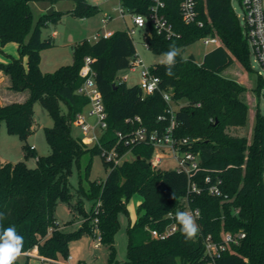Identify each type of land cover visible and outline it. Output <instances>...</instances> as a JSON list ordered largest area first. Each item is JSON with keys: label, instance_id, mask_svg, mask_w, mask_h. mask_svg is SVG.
Returning a JSON list of instances; mask_svg holds the SVG:
<instances>
[{"label": "trees", "instance_id": "obj_1", "mask_svg": "<svg viewBox=\"0 0 264 264\" xmlns=\"http://www.w3.org/2000/svg\"><path fill=\"white\" fill-rule=\"evenodd\" d=\"M35 1L0 0V48L12 42L19 55L7 64L0 63V72L8 78L9 90L27 93L21 102L0 104V123H5L10 135L25 140L34 124L33 105L39 102L53 120L51 128H44L50 153L34 157V168L27 167L24 161L0 162V213L4 215L0 233L14 226L23 237L21 254H30L36 248V255L42 261L66 258L71 241L83 234L94 237L92 220L98 201L100 245L108 246L109 264H264V92L261 94L263 113L257 106L248 145L246 137L227 132L228 128L245 127L248 104L245 88L223 72L234 61L251 70L249 46L230 0H196L202 28L183 23L178 0H165L163 15L176 35L166 39L150 27L144 41L155 55H162L170 46L179 48L180 54L172 75L167 74L163 63L150 67V73L159 79V90L146 98L141 97L138 86L116 82V74L127 68L136 52L126 31L95 42L87 39L77 42L71 64L53 73H43L39 68V51L53 46V38H43L40 26L47 21L56 23L60 14H44L32 29L30 4ZM119 1L123 8L143 16L148 15L151 5V0ZM96 11L97 7L88 0H73L72 10L65 14L85 18ZM206 36L217 37L220 45L207 52L200 64L192 56L182 57L186 46ZM85 58L92 60L93 79L106 114L107 128L101 145H114L115 133L131 130L134 125L126 119L135 116L140 117L142 126L149 131L164 129L167 123L158 121L157 117L166 109L161 93L167 92L175 108L176 137L196 140L190 147H184L199 155V170L192 178L175 169L153 170L149 160L154 149L142 143L129 149L119 148L121 154L129 151L132 160H123L115 167L104 162L109 167L108 174L102 182H90L88 194L82 189L71 192L68 179L73 165L84 154H100L96 146L88 148L71 135L76 116L88 107L87 98L77 92L84 81L81 71ZM263 84L258 76L255 88L258 96ZM23 150L24 158L33 156L30 147ZM206 177L209 183H204ZM217 180L221 196L207 190ZM188 182H194L200 193L188 194ZM134 196L140 198V204L136 221L127 225V260L118 262L114 249L118 216L127 213ZM186 196L189 207L199 211L198 231L193 238L183 234L175 218ZM82 197L93 201L88 215ZM59 204L82 215L78 230L67 232L56 223ZM168 214L174 216L176 232L164 239L152 238L148 229L162 232L171 223ZM225 233L244 234V237L228 245L218 258L209 259L205 254V239L222 242ZM25 264H29L28 260Z\"/></svg>", "mask_w": 264, "mask_h": 264}, {"label": "rangeland", "instance_id": "obj_2", "mask_svg": "<svg viewBox=\"0 0 264 264\" xmlns=\"http://www.w3.org/2000/svg\"><path fill=\"white\" fill-rule=\"evenodd\" d=\"M92 5L97 7L96 13L89 17H77L73 15L65 16L67 12L73 8L71 0H37L30 4L32 13V29L35 27L38 19L46 14L49 10L60 14V19L56 23L47 21L40 26L42 37L47 35L53 36V46L44 48L39 51V68L43 73H53L59 67L69 65L72 62V51L74 45L87 39L93 42L95 35L102 36L105 32H121L126 31L127 27L131 26V21L128 14L125 12L124 17L120 15L119 0H90ZM231 7L234 13L238 16L240 26L242 27L243 11L239 6L238 0H230ZM264 3V0H263ZM65 14V15H64ZM103 20H108L104 22ZM143 32L136 29L133 36V43L136 54L142 61L145 67H152L154 64L162 63V55H155L144 46L142 39ZM215 45H204L202 40H197L186 46L181 55L183 58L192 56L196 64L202 62L203 56L211 51ZM16 45L12 42L6 43L0 48V63L7 64L11 59H18ZM23 62L26 58L23 57ZM249 64L251 70L248 71L242 67L237 61L227 68L223 75L236 80L245 88V101L248 104V117L245 127L228 128L227 132L232 136H244L247 139L248 145L251 143L253 130V114L258 106V109L263 113V99L261 94L257 95L255 90L258 76L264 81V68L259 65L255 54L249 48ZM141 68H136L133 72L129 68L123 69L116 74V81L119 78L127 76V86H138L140 82ZM3 75V74H2ZM7 79V78H6ZM4 83L0 82L1 92L7 85V80ZM65 111V108L63 107ZM33 120L34 124L32 131L27 135L25 140H21L15 135H10L7 132L4 122L0 123V162L1 163H17L24 161L27 167H35V158L45 157L49 155L50 149L47 145L44 136V128H51L53 120L48 113L43 109L39 102L33 105ZM88 122H93L89 119ZM98 133V132H97ZM71 135L74 138L80 139L85 146L93 148L94 142L91 134L81 132L74 124L71 127ZM196 141V140H194ZM23 147H34L33 156L24 158ZM133 159L131 153L126 157V161ZM176 164L171 159V153L165 149L162 163L159 165L161 170H174ZM88 167V168H87ZM109 171V167L105 165L100 154H84L78 164H74L71 174L68 179L69 187L72 193L82 189L87 192L90 182H102L105 180ZM88 194V192L86 193ZM84 202V212L88 215L92 209L93 201L82 197ZM140 198L134 196L127 206V213H120L118 216L119 226L115 234V260L125 262L127 260V225L136 221L137 203ZM56 223L59 226H65V231H76L81 227L83 220L82 215L76 212L69 213L64 204H59L55 211ZM96 238L86 234L81 235L77 239L71 241L68 245L66 258L59 256L56 261H42L36 255V248L30 254H20L13 263L25 264L28 260L29 264H109V249L108 246L100 245L96 247ZM211 264V263H205Z\"/></svg>", "mask_w": 264, "mask_h": 264}, {"label": "built area", "instance_id": "obj_3", "mask_svg": "<svg viewBox=\"0 0 264 264\" xmlns=\"http://www.w3.org/2000/svg\"><path fill=\"white\" fill-rule=\"evenodd\" d=\"M90 1V0H88ZM239 6L243 11L242 15V29L246 37L249 48L255 54V57L259 65L264 68V3L263 0H238ZM179 12L181 19L186 25H195L202 28L203 21L199 19V13L197 10L196 0H178ZM165 8V0H151L149 12L147 16L135 14L120 6L119 12L122 17L126 12L131 21V26L127 27L126 34L133 40L136 29H140L144 46L147 45L144 41L145 34L149 33L150 27L155 30L158 35L163 36L166 39L173 38L176 33L173 30L172 25L167 21L163 15ZM238 18V16L236 15ZM104 22L108 20H103ZM112 32H105L102 36L95 35L93 42L100 38H109ZM204 45H220V41L217 37L206 36L201 38ZM92 60L90 58L84 59V66L81 71V76L84 77V81L81 87L77 90L79 94L87 98L88 107L87 110L78 114L73 124L85 134H91L93 137L94 145L100 150V155L103 161L110 167L119 165L125 157L130 153L121 154L120 147L133 148L138 144H148L154 149L152 157L149 160V165L153 170L159 169V165L162 163L165 149L171 153V159L175 161V170L177 172L184 173L188 179L192 178L194 174L199 170V155L190 150H184V147H190L194 140L187 138H178L175 135V129L177 122L174 118L175 108L171 98V95L167 92L161 93L163 101L166 104V109L163 114L157 117L160 122H166L167 126L164 129H156L153 131L147 130L142 126V122L139 116L126 119V122L134 125V127L126 132L117 131L115 133V144L111 147L101 145V137L105 132L106 114L102 103L101 94L98 91L93 79V72L91 70ZM140 67V82L139 89L141 97L146 98L152 96L159 90V79L150 73V67H145L142 64L139 56L135 54L129 60L127 68L130 71H134ZM127 76L119 78L116 82L118 84L125 83ZM93 119V122H88L89 119ZM98 132V133H97ZM31 150L34 147H30ZM209 177L204 179V183H209ZM220 181L217 180L214 184L208 186L207 190L214 196H221L219 188ZM187 193H200V188L194 182H188ZM99 205L97 201L95 205V216L92 220V227L94 228V238H96L97 245L100 244L101 237L98 231V214ZM180 211L189 212L195 222L199 217V211L197 209H191L188 204L187 196L182 202ZM168 220L171 221L162 232L148 229L150 235L154 239H164L174 234L177 230L176 224L173 222L174 216L168 214ZM244 237V234H238L233 236L229 233H225L222 236V242L215 243L210 237H207L204 241L205 254L213 260L218 258L222 252L226 250V247L230 244H236L240 239Z\"/></svg>", "mask_w": 264, "mask_h": 264}, {"label": "clouds", "instance_id": "obj_4", "mask_svg": "<svg viewBox=\"0 0 264 264\" xmlns=\"http://www.w3.org/2000/svg\"><path fill=\"white\" fill-rule=\"evenodd\" d=\"M180 54V49L170 46L167 52L162 53V63L166 67L168 75H172V68L176 64V57ZM175 218L181 225V230L187 238L195 237L198 227L193 216L186 211H177ZM4 219V215L0 213V220ZM23 245V237L17 234L16 228L10 226L3 229L0 233V264H13L17 257L21 254Z\"/></svg>", "mask_w": 264, "mask_h": 264}, {"label": "crops", "instance_id": "obj_5", "mask_svg": "<svg viewBox=\"0 0 264 264\" xmlns=\"http://www.w3.org/2000/svg\"><path fill=\"white\" fill-rule=\"evenodd\" d=\"M57 1H59V0H52L53 3L54 2H57ZM71 1L73 3V0H71ZM65 16H67V15H65ZM47 36H50V37L53 38V36H51V35H47ZM53 40H54V38H53ZM16 48H17V46H16ZM6 78L7 77L4 76V75H2V73L0 72V82H3L4 83V81H5ZM6 80H7V82H6L7 85H6L5 89L1 92L0 104H8V103H11L13 101H19V102L23 101L25 99L27 93L26 92L17 93V92H13V91L9 90V81H8V78ZM33 150H35V149H33ZM139 204H140V201H138L137 206ZM66 208L69 211V213H72L73 214V212H71L70 209L67 206H66ZM63 229L65 230L66 227L63 226ZM98 246L99 245L96 244V247H98Z\"/></svg>", "mask_w": 264, "mask_h": 264}, {"label": "water", "instance_id": "obj_6", "mask_svg": "<svg viewBox=\"0 0 264 264\" xmlns=\"http://www.w3.org/2000/svg\"><path fill=\"white\" fill-rule=\"evenodd\" d=\"M51 12H52V10H49V11L46 13V15L50 16V15H51ZM115 88H116V86L113 85V89H115Z\"/></svg>", "mask_w": 264, "mask_h": 264}]
</instances>
